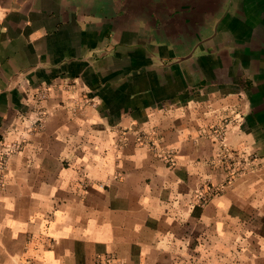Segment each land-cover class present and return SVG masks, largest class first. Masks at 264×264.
<instances>
[{"label":"crops","instance_id":"crops-1","mask_svg":"<svg viewBox=\"0 0 264 264\" xmlns=\"http://www.w3.org/2000/svg\"><path fill=\"white\" fill-rule=\"evenodd\" d=\"M262 106L264 0H0V264H264Z\"/></svg>","mask_w":264,"mask_h":264},{"label":"built area","instance_id":"built-area-1","mask_svg":"<svg viewBox=\"0 0 264 264\" xmlns=\"http://www.w3.org/2000/svg\"><path fill=\"white\" fill-rule=\"evenodd\" d=\"M40 97L41 98H44L45 97V93H41L40 94ZM15 149L14 145H10L6 148H3L1 151H0V190H1V187H2V184L4 182V171H5V168H6V157L9 153H11L13 150ZM1 153L4 155L3 158L1 157Z\"/></svg>","mask_w":264,"mask_h":264},{"label":"water","instance_id":"water-1","mask_svg":"<svg viewBox=\"0 0 264 264\" xmlns=\"http://www.w3.org/2000/svg\"><path fill=\"white\" fill-rule=\"evenodd\" d=\"M259 111H261V113H262L264 111V107L262 106V109ZM261 118H263V120H264V113H263V115H261Z\"/></svg>","mask_w":264,"mask_h":264}]
</instances>
